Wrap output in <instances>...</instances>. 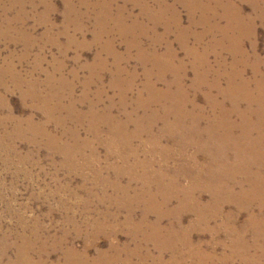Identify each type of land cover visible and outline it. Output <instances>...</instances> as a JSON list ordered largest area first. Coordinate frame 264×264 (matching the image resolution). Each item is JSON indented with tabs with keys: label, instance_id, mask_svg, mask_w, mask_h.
<instances>
[{
	"label": "rangeland",
	"instance_id": "1",
	"mask_svg": "<svg viewBox=\"0 0 264 264\" xmlns=\"http://www.w3.org/2000/svg\"><path fill=\"white\" fill-rule=\"evenodd\" d=\"M230 78L264 92V0H0V264H243L246 254L264 264V229L239 231L264 221V193H251L233 144L206 148L231 108L219 91ZM178 96L195 126L166 115ZM194 164H212L220 199L228 181L238 187L208 227L167 211L172 235L154 234L144 196L170 195L171 175L198 196ZM171 190L173 212L183 198ZM238 214L235 232L223 225Z\"/></svg>",
	"mask_w": 264,
	"mask_h": 264
},
{
	"label": "bare ground",
	"instance_id": "2",
	"mask_svg": "<svg viewBox=\"0 0 264 264\" xmlns=\"http://www.w3.org/2000/svg\"><path fill=\"white\" fill-rule=\"evenodd\" d=\"M203 6V5H202ZM206 8V7H205ZM143 61V60H142ZM155 61V60H154ZM152 62V61H151ZM197 62V61H196ZM161 63V62H160ZM167 63V62H166ZM157 64V63H156ZM198 64V63H197ZM167 65V64H166ZM168 66V65H167ZM163 67V66H162ZM164 68V67H163ZM162 68V69H163ZM163 71V70H162ZM166 72V71H165ZM150 73V71H149ZM163 74V73H162ZM198 75V74H197ZM132 76V75H131ZM146 77V76H145ZM151 77V76H150ZM178 77V76H177ZM135 78V77H134ZM149 78V77H148ZM147 79V77H146ZM151 79V78H150ZM179 79V78H178ZM177 79V80H178ZM130 80V79H129ZM208 80V79H207ZM212 80V79H211ZM183 81V80H182ZM202 78L200 76H197L195 84H194V88H200L202 87ZM209 81V80H208ZM148 82V81H147ZM146 82V83H147ZM180 82V81H179ZM216 82V81H215ZM177 83V82H176ZM133 84V83H132ZM131 84V85H132ZM207 84V83H206ZM146 85V84H145ZM154 85V84H153ZM180 85V84H179ZM202 85V86H201ZM246 83L245 82H239L238 84L235 83V78H230L228 79V85L226 87L225 90H219L220 94H222L224 96V98L227 100V102H230L231 104V108L228 110H223L222 113L220 114V116L216 119L212 120V123L209 125V132L213 135H215L216 137V142L217 143H213V142H208L206 144V148L208 149V147L211 144H216L218 145L219 148H221V146H223V143L227 142L230 144H233V148L232 150L236 152V162L241 165L243 167V170L246 173V177H245V181L248 183L249 186H251V193L252 192H261V194H257L258 197L261 199L263 198V193H264V166H261V164L264 163V108L263 107H258L257 109H253V104H257L260 105L262 103V101L264 100V92H258L257 95H252L250 94L247 90H246ZM193 86V85H192ZM213 87L214 84L212 85ZM177 87V86H176ZM181 87V86H180ZM119 88V87H118ZM132 88V87H131ZM148 88V87H147ZM152 88V87H151ZM218 88V87H217ZM264 88V87H263ZM154 89V88H152ZM210 89V88H209ZM177 90V89H176ZM217 90V89H216ZM132 91V89L130 90ZM127 92V90H126ZM125 92V93H126ZM148 92V91H147ZM154 92V91H153ZM218 92V91H217ZM130 93V92H129ZM219 93V92H218ZM148 94V93H147ZM168 95V94H167ZM221 95V96H222ZM125 96V95H124ZM139 96V95H137ZM157 96V95H156ZM160 96V95H159ZM165 96V95H164ZM182 96V95H181ZM218 96V95H217ZM213 97V96H212ZM165 98V97H164ZM168 98V97H167ZM171 98V97H170ZM182 98V97H181ZM211 97L206 96V99H209ZM152 99V98H151ZM157 99V98H156ZM160 99V98H159ZM213 99V98H212ZM173 100V99H172ZM126 101V100H124ZM139 101V100H138ZM141 101V99H140ZM145 101V100H144ZM143 101V102H144ZM147 101V99H146ZM150 101V100H149ZM160 101V100H159ZM158 101H156L157 103ZM171 102V101H170ZM173 105L170 106V109H167L166 115L167 116H172L175 119H179V120H183V119H190V121H192V124L195 126L199 120L197 121L198 118H195L194 116H189L186 113H184L182 107H181V100H180V96L176 97L175 100L173 101ZM241 102H245L246 103V109L245 110H240L238 109L239 104ZM155 103V100L152 102ZM179 103V104H177ZM172 104V103H171ZM174 104L175 106H179L178 108H174ZM177 104V105H176ZM186 105V104H185ZM184 105V106H185ZM192 105V104H191ZM210 105L213 107L214 104L213 102H210ZM183 106V105H182ZM172 107V108H171ZM164 111V110H163ZM193 113V112H192ZM231 114H236L238 115V117L240 118V122L238 124L232 125L233 122H228V117ZM193 115V114H192ZM203 116V115H202ZM255 119V122L251 121V118ZM234 124V123H233ZM96 128V127H95ZM200 128V127H199ZM196 129V128H195ZM238 129L239 134L236 138H232L234 136L233 131ZM200 130V129H199ZM117 131V130H116ZM186 131L188 132V129H186ZM206 131V130H205ZM170 132V131H168ZM254 132V133H253ZM118 133V132H116ZM183 133V132H182ZM207 133V132H206ZM252 133L255 135L252 136ZM75 134V133H73ZM115 134V132H114ZM109 135L110 137L113 135V129L109 131ZM201 135V134H200ZM205 135V134H204ZM171 136V135H170ZM182 137V136H181ZM184 137V136H183ZM254 138V140H252ZM199 139V138H198ZM235 140V141H233ZM185 147H187L189 145L190 141L189 139H185ZM231 142H235L238 145H235L234 143ZM215 145V146H216ZM229 145V144H228ZM63 147V146H62ZM66 149V148H65ZM64 149V150H65ZM200 149V148H199ZM215 150V149H214ZM260 153V154H259ZM197 155H194V157L192 156L193 159H196ZM209 158V157H208ZM216 158V157H215ZM211 159V158H210ZM254 162V165L257 167V169H253L252 168V163ZM216 164V163H215ZM203 165H198V164H194L192 167V171L191 173L193 174H189L191 175L190 177H192V181H194L193 175L195 176V181L197 182V185H192V181H191V186L192 189H194V191L196 189L198 190H202V193L207 192L209 193L210 200L207 203H202V193L198 194V196L194 197L192 195V193H194L191 190H188L186 188H182L180 189L178 187V184L174 185L175 182H178V178L174 175H171V181L168 184L169 187L165 189V191H169V194H172V198H173V194L174 192H172V189H175V193H178L181 190V196L183 198L182 201L179 202V204L177 205L176 208H173V212H170V210H168L171 202H172V198L170 195L166 194L165 196H163V199H157V198H152L151 196H144V201L146 203V209L142 215V220L145 221V219L151 214L154 213L157 215V220L156 222H154L153 224H151L149 226V228H151L152 232L154 234H159V233H164V236H171L172 235V231H171V227H169L168 229L163 228V226H161V219L166 218L167 215H169V213L176 215V219H181V215L183 213L186 212H191L194 211L193 214H195L196 216L198 215V222H201L203 224H205L207 227L211 222H215L217 221V219L220 217L221 213L223 212V206L224 204H226L228 202V197L231 195L232 189H235L238 187V183L236 182H230L227 184L226 186V192L229 194L227 195V199L226 200H222L220 199V195L217 194L213 188H212V180H220L218 178V175L216 174H209L208 169L210 168V166H204ZM223 164H219L218 166L221 168ZM134 166V165H133ZM214 166V165H213ZM212 166V167H213ZM224 166V165H223ZM211 167V168H212ZM216 169V168H215ZM220 170V169H219ZM253 170V171H251ZM255 170V171H254ZM210 171V170H209ZM214 171V169L212 170ZM218 171V170H217ZM240 171V170H239ZM227 173H229L230 171H227ZM195 173V174H194ZM216 173V172H215ZM221 173V172H220ZM242 173V172H241ZM178 174H180L178 172ZM225 174V173H224ZM233 174H231L232 176ZM180 176V175H179ZM168 177V174H157L153 176L152 179V184L154 186H159L160 187V182L164 179ZM221 178V177H220ZM160 179V180H159ZM227 179V178H226ZM232 179V178H231ZM235 179V178H234ZM199 181H202L204 183V186H199ZM149 184V183H147ZM146 184V185H147ZM241 185V184H240ZM201 188V189H200ZM222 188V187H221ZM148 189V188H147ZM261 189V190H260ZM184 190L190 192L187 195L183 192ZM191 194V195H190ZM153 195V194H152ZM188 195H190L188 198L185 199V197H187ZM196 195V194H195ZM177 196V195H176ZM180 196V195H179ZM220 197V198H219ZM226 197V196H225ZM152 198V199H151ZM235 198V196H234ZM247 198H252L251 196H248ZM189 199H195L191 202V204L189 203ZM242 200V198H241ZM240 200V201H241ZM252 200V199H251ZM233 201H231L230 203H232ZM236 202V201H235ZM261 204V203H259ZM263 204V203H262ZM241 205V204H240ZM239 205V206H240ZM248 205V204H247ZM253 205V204H252ZM255 205V204H254ZM257 205V204H256ZM166 209L165 214L163 215H159L158 212H160V209ZM261 208H264V204L261 205ZM248 209V208H247ZM239 210V209H238ZM254 210V209H253ZM262 210V209H261ZM132 211V210H129ZM167 211L169 213H167ZM240 211V210H239ZM183 212V213H182ZM253 212V211H252ZM182 213V214H181ZM250 215L253 217V214L250 213ZM249 215V216H250ZM248 216V217H249ZM239 217V214L237 216H231V215H227L226 217H224V223L223 225L226 227V225L228 226V224L226 223H231L229 230H236L235 227H233V223H235L236 219ZM144 221H142V223H144ZM141 223V222H140ZM176 223H179V221L176 220ZM226 224V225H225ZM222 225V224H221ZM223 226V228H224ZM239 227V226H238ZM206 229V228H205ZM264 229V221H256L253 218L249 219L248 222L245 221L243 225H241V228L239 231H241L242 233H245L249 230H262ZM227 232V231H225ZM235 232V231H234ZM253 232V231H252ZM238 233V232H237ZM236 233V234H237ZM250 233V232H249ZM256 232H254L255 235ZM228 234V233H227ZM231 234V233H230ZM239 235V234H238ZM243 235V234H242ZM248 235V234H246ZM257 235V234H256ZM231 236V235H230ZM236 236V235H234ZM232 237V236H231ZM253 237V236H252ZM258 237V236H256ZM155 240H156V236H154ZM236 238V237H235ZM233 237V239H235ZM238 238V237H237ZM240 238V237H239ZM264 239V238H263ZM262 240V239H261ZM157 241V240H156ZM235 243V242H234ZM233 243V244H234ZM237 243V242H236ZM235 243V244H236ZM247 245V244H246ZM245 245V246H246ZM236 246V245H234ZM237 247V246H236ZM244 247V246H243ZM255 247V246H254ZM236 249V248H235ZM256 249V248H254ZM258 250V249H257ZM233 251V250H232ZM256 251V250H254ZM260 252V251H259ZM232 254V253H231ZM259 254V253H258ZM244 255V254H243ZM243 257V256H241ZM214 260V263L212 264H219V260ZM262 260V259H261ZM224 259L221 260V264L224 263ZM226 262V261H225ZM204 262H201L199 264H203ZM242 263L243 264H258V258L254 255L248 256L247 254L244 255L243 259H242Z\"/></svg>",
	"mask_w": 264,
	"mask_h": 264
}]
</instances>
